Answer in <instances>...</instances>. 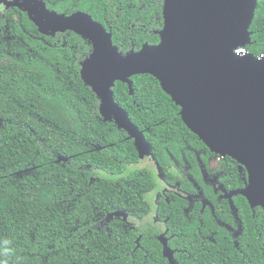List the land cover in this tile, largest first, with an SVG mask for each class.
I'll return each instance as SVG.
<instances>
[{
  "label": "trees",
  "instance_id": "obj_1",
  "mask_svg": "<svg viewBox=\"0 0 264 264\" xmlns=\"http://www.w3.org/2000/svg\"><path fill=\"white\" fill-rule=\"evenodd\" d=\"M42 1L59 14H89L111 31L122 55L159 43L162 0ZM249 32L245 49L256 57L264 53V0H256ZM91 51V43L73 32L41 34L17 8L0 15V264H168L151 228L131 229L117 220L102 225L117 210L142 219L145 196L156 183L148 169L129 170L141 160L133 140L103 120L99 98L81 77ZM131 82V94L126 84L115 83L114 101L144 134L166 181L194 192L185 176L172 172L173 159L185 156L189 174L201 185L188 148L211 152L183 124L180 108L156 79L137 75ZM227 159L223 183L240 188L237 163ZM233 202L244 258L210 214L201 217V225L194 210L185 218L187 204L178 197L160 202V218L169 216L167 227L176 235L170 246L185 250L175 254L176 264H264V213L260 207L252 211L240 195ZM229 213L227 206L216 210L231 225ZM208 230L215 233L209 247L198 238Z\"/></svg>",
  "mask_w": 264,
  "mask_h": 264
},
{
  "label": "water",
  "instance_id": "obj_2",
  "mask_svg": "<svg viewBox=\"0 0 264 264\" xmlns=\"http://www.w3.org/2000/svg\"><path fill=\"white\" fill-rule=\"evenodd\" d=\"M163 26L157 45L122 55L111 31L84 12L49 11L42 0H0L17 8L43 35L73 32L91 43L80 74L99 98V113L133 140L140 159L152 151L144 134L113 99L116 82L132 93L131 78L150 75L180 108L183 124L216 155L229 157L247 174L244 197L264 213V61L234 52L250 44L256 0H162ZM63 160V159H61ZM234 209V205L231 202ZM237 214V211H235ZM123 216L122 211L109 215ZM162 256L176 264L163 235Z\"/></svg>",
  "mask_w": 264,
  "mask_h": 264
},
{
  "label": "flooded vegetation",
  "instance_id": "obj_3",
  "mask_svg": "<svg viewBox=\"0 0 264 264\" xmlns=\"http://www.w3.org/2000/svg\"><path fill=\"white\" fill-rule=\"evenodd\" d=\"M0 7L2 9L0 11V15H1L6 10H4V7L2 5H0ZM48 10L54 11L51 9ZM188 149L189 152H192L195 156V161L202 180L201 185H203L204 187L210 190L209 192L211 193L212 196L211 198L209 197L207 198L204 196L202 186L199 183H197L195 179L189 174V171L192 167L191 164L188 162V160L185 158V156L182 155L181 162H178L175 159H173V157H171L174 162V167L172 169L173 170L172 172L178 171L187 178L189 184L194 189V192L192 193H188L184 189H181L179 183H175V184L168 183L166 181L165 174L161 172V169H159L158 163L155 161V158L152 155L146 156L143 159H147L151 161L152 166L144 167L142 169H148L152 172L154 171L153 173L159 180V185H156L154 190H152L148 194L151 196V199H148V197L146 199L145 196L144 202L148 207L147 214L142 219L139 220L136 219L135 221H133V219L128 215L127 210H117L108 213L107 217L115 212L122 211L127 216L126 220H124L123 216H113L112 218L109 219V221L117 220L120 223H125V224L127 223L132 225L130 226L131 229L141 228L142 231L151 228L152 237L159 244L160 242L158 240V237L160 235H163V239H165L166 245L173 252V257H174L177 252H185V250L182 251L170 246V244H172L171 242L173 241L176 235L174 233H171L167 227V220L169 216L166 217L165 219L160 218L159 207L161 201L163 202L165 201L167 204H169L170 198L178 197L187 204L185 207H182V213L184 214L185 218H188L189 211L191 212L194 210L197 221L201 225H203L201 217H203L206 214H210L211 217L210 220L212 221L213 225L220 226L221 228H224L227 231L231 239V242L234 244L236 249L239 250V253L244 258V254L242 250L238 248V243H237V239L239 238V234L241 232V221L237 216L238 210L236 208L233 209L231 206V202L234 204L233 199L239 195L230 197L229 194L233 191L240 190L245 187L247 180V174L245 169L237 164L236 174L242 186L240 188H228L223 183L224 178L229 175L228 170L230 165L227 157H222L213 153L207 155L204 151H196L191 148ZM202 158H204V160ZM225 206L228 207L230 212L229 216H231L232 218L231 225L224 223L220 218L216 216V210L222 213L225 209ZM255 208L253 209L251 208V210L254 211ZM235 211H237V214L235 213ZM252 214L254 216V212ZM107 217L105 218L104 222H102V225L106 224V221L108 219ZM208 232L209 234L208 233L203 234V232H198L199 233L198 238L201 240V242L202 243L208 242L207 247H209L211 243L215 242L214 240L215 233L212 232V230H208ZM142 237L143 236L140 233L137 238V248L139 247V243L142 240ZM161 251H162V246H161Z\"/></svg>",
  "mask_w": 264,
  "mask_h": 264
},
{
  "label": "rangeland",
  "instance_id": "obj_4",
  "mask_svg": "<svg viewBox=\"0 0 264 264\" xmlns=\"http://www.w3.org/2000/svg\"><path fill=\"white\" fill-rule=\"evenodd\" d=\"M1 10L2 9L0 7V11ZM151 166H152V162L151 161H149L147 159H141L140 162L137 165L131 166L129 168V170H138V169H142L144 167H151ZM154 176H155V174H154ZM155 183H156V185H159V180H158V178L156 176H155ZM147 197H148V199H151V196L150 195H147L146 196V199H147Z\"/></svg>",
  "mask_w": 264,
  "mask_h": 264
},
{
  "label": "built area",
  "instance_id": "obj_5",
  "mask_svg": "<svg viewBox=\"0 0 264 264\" xmlns=\"http://www.w3.org/2000/svg\"><path fill=\"white\" fill-rule=\"evenodd\" d=\"M237 56H245L248 54L245 48H240L234 52ZM259 61H264V53L259 54L255 57Z\"/></svg>",
  "mask_w": 264,
  "mask_h": 264
},
{
  "label": "clouds",
  "instance_id": "obj_6",
  "mask_svg": "<svg viewBox=\"0 0 264 264\" xmlns=\"http://www.w3.org/2000/svg\"><path fill=\"white\" fill-rule=\"evenodd\" d=\"M5 264H6V262H5Z\"/></svg>",
  "mask_w": 264,
  "mask_h": 264
}]
</instances>
